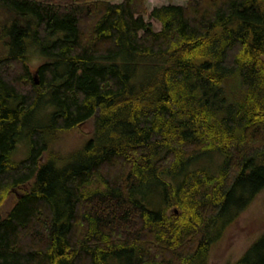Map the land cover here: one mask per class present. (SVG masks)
Returning <instances> with one entry per match:
<instances>
[{
    "label": "trees",
    "instance_id": "16d2710c",
    "mask_svg": "<svg viewBox=\"0 0 264 264\" xmlns=\"http://www.w3.org/2000/svg\"><path fill=\"white\" fill-rule=\"evenodd\" d=\"M146 2L0 0V264H210L264 193V0ZM87 121L79 152L50 150ZM228 264H264V229Z\"/></svg>",
    "mask_w": 264,
    "mask_h": 264
},
{
    "label": "rangeland",
    "instance_id": "374dc122",
    "mask_svg": "<svg viewBox=\"0 0 264 264\" xmlns=\"http://www.w3.org/2000/svg\"><path fill=\"white\" fill-rule=\"evenodd\" d=\"M110 1L113 3H120L122 0ZM187 1L188 0H147L146 4L148 10L150 11L155 6L167 4H186ZM4 14L5 13H2L1 17L4 16ZM145 18L151 23L155 30L158 31L161 29V24L159 21L155 19H148L147 15ZM1 44L2 40H0V48L2 49V52L4 48ZM4 53H8V50H5ZM27 59L34 70L42 62L39 52L31 46H29L27 50ZM225 90L227 92L228 98L239 99L241 97V90L237 78L228 79L225 83ZM52 109L53 107L47 103L46 99H44L35 110V116L32 114L29 116L28 121H25L24 126H27V130H25V132L27 133V131L30 129L28 124H35L33 125L34 127L47 124L48 115L51 113ZM92 130L93 123L91 121H87L82 124L81 130L65 133L62 135L60 139H58L55 144L52 145L50 150L58 151L65 156H67L69 153L72 154L79 152L83 148L86 138L89 136ZM29 147L28 139H26V137H22L13 153L14 160L18 161L25 158L29 153ZM212 156L213 158H210L209 155L206 156L205 154L199 157V161L193 163L190 168L198 169L205 167V169H207L212 167V169L215 170L222 162L223 155L220 156L218 154H213ZM47 159L48 154L44 153L42 160L46 161ZM146 193L147 199L149 200L148 205L150 207L160 204L158 187L150 185L146 190ZM239 195L240 194L237 196ZM230 216H234V214H231ZM263 229L264 193L260 194L246 209L237 214L235 220L227 223V225L224 227L222 226V232L218 236H214L215 241L211 250L210 264H228V262L232 259L238 258L247 248V245L250 243L253 236L256 233L261 232Z\"/></svg>",
    "mask_w": 264,
    "mask_h": 264
}]
</instances>
